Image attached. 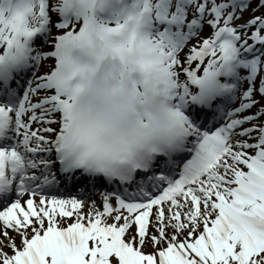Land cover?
<instances>
[{
  "label": "snow or ice",
  "instance_id": "1",
  "mask_svg": "<svg viewBox=\"0 0 264 264\" xmlns=\"http://www.w3.org/2000/svg\"><path fill=\"white\" fill-rule=\"evenodd\" d=\"M0 264H264V0H0Z\"/></svg>",
  "mask_w": 264,
  "mask_h": 264
}]
</instances>
